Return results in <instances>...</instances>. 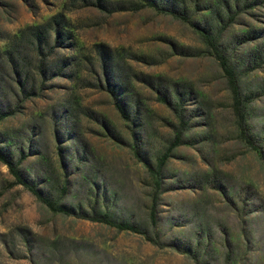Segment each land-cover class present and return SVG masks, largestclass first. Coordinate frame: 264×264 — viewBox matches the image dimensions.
<instances>
[{"label": "rangeland", "instance_id": "rangeland-1", "mask_svg": "<svg viewBox=\"0 0 264 264\" xmlns=\"http://www.w3.org/2000/svg\"><path fill=\"white\" fill-rule=\"evenodd\" d=\"M150 1L0 0V152L71 212L0 163V264H264V0ZM201 29L249 98L254 149Z\"/></svg>", "mask_w": 264, "mask_h": 264}, {"label": "trees", "instance_id": "trees-1", "mask_svg": "<svg viewBox=\"0 0 264 264\" xmlns=\"http://www.w3.org/2000/svg\"><path fill=\"white\" fill-rule=\"evenodd\" d=\"M144 1L145 6L149 8H156L154 3L150 0H140ZM172 13V12H168ZM174 15V14H173ZM54 18L50 19L53 20ZM30 34V37L32 38V41L35 43L36 48H38L39 44H43V34L45 31V25L43 26H34L28 29ZM199 37L204 44L206 50L208 51L209 55L212 57V59L216 62L217 67L222 74V77L225 80L226 89L230 96V106H231V112L234 117L235 126L237 129L238 137L241 139V141L250 149H254L253 145L250 143V141L247 139L245 134V129L243 125V116L241 111V105L243 103L248 102L249 98L247 96L239 97L237 86H236V79L232 72V70L229 68L227 64L226 58L223 56L221 51L219 50L218 46L216 45V40L211 38L208 33L205 30H199ZM165 107L169 108L171 110L175 117L179 119L178 124L180 126H183L184 123L182 122L179 113H178V105L171 103L166 96H162L157 98ZM112 105L115 108V110L118 112L119 115H122V110L120 108V104L118 100L116 99V96H112ZM3 116L0 115V119ZM181 130H177L173 134L172 142L169 144V146L166 148L165 153L171 148L174 147L180 138ZM165 153H163L160 157H158L155 160L154 169H149V174L152 175L155 179L158 175V170L162 166L164 160H165ZM17 161L10 162L8 161L5 156L0 152V163L5 166L8 174L12 177L13 183L17 184L25 189L32 197H34L40 204H42L48 211L52 213H59L61 215L68 216L71 214L66 208H64L61 205L56 204L53 201L48 200L46 197L41 195L30 183L24 181L20 178L16 165ZM153 204H151L149 211H148V220L150 224H153ZM90 222H96L103 224L105 226L111 227L117 231H126L130 233L140 234L134 227H132L130 224L126 222H114L110 219H108L105 216H101L100 218H87Z\"/></svg>", "mask_w": 264, "mask_h": 264}]
</instances>
